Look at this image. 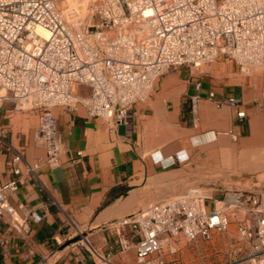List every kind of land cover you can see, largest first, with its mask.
I'll return each mask as SVG.
<instances>
[{
  "label": "built area",
  "instance_id": "2783aa9c",
  "mask_svg": "<svg viewBox=\"0 0 264 264\" xmlns=\"http://www.w3.org/2000/svg\"><path fill=\"white\" fill-rule=\"evenodd\" d=\"M56 2L0 0V102L37 113L31 140L43 150L41 158L24 162L22 146L0 127V153L10 174L0 181V221L8 228L41 217L30 208L19 215L7 196L37 167L59 163L62 138L51 106L76 111L80 105L86 115L125 123L132 104L147 97L167 68L197 67L218 54L240 72L264 67V0H92L84 16L72 8L63 13ZM36 23L48 30L46 38L33 32ZM208 97L217 107L240 105L233 95L215 97L209 90ZM198 98L189 96L191 112ZM235 115L243 117V109ZM225 132L236 140L231 129ZM37 189L43 186L37 183ZM113 225L112 248L100 249L76 228L66 240L68 251L40 264L63 256L69 264H122L113 256L130 248L125 264H264L263 184L216 197L187 187Z\"/></svg>",
  "mask_w": 264,
  "mask_h": 264
},
{
  "label": "crops",
  "instance_id": "0c3cea01",
  "mask_svg": "<svg viewBox=\"0 0 264 264\" xmlns=\"http://www.w3.org/2000/svg\"><path fill=\"white\" fill-rule=\"evenodd\" d=\"M213 60L211 68L202 72L193 71L195 66L160 72L147 97L132 104L125 123L86 115L80 105L76 111L51 106L62 138L59 163L37 167L32 177L8 194L19 215L30 208L41 217L27 218L17 229L0 221V264L52 260L67 248L66 240L76 228L100 249L112 248L113 223L141 209L150 191L187 177L188 164L204 155L200 145L218 146L228 135L226 129L236 134L239 146L264 141V67L240 72L224 55ZM195 81L200 82L198 89ZM209 90L215 97L233 95L240 105L217 107L208 97ZM193 93L199 98L191 112ZM237 108L244 111L240 119ZM37 119L34 110L19 109L8 99L0 102V127L9 130L14 145L22 146L26 163L43 156L42 148L31 140ZM9 175L0 153V181ZM82 254L88 259L85 250ZM132 256L130 248L113 257L125 264ZM57 263L69 264V260L63 256Z\"/></svg>",
  "mask_w": 264,
  "mask_h": 264
},
{
  "label": "rangeland",
  "instance_id": "374dc122",
  "mask_svg": "<svg viewBox=\"0 0 264 264\" xmlns=\"http://www.w3.org/2000/svg\"><path fill=\"white\" fill-rule=\"evenodd\" d=\"M56 1L57 6L63 13H67L72 8L80 16L87 14L92 2V0ZM213 61L200 62L196 69L194 67L191 68L193 71L202 72L210 69ZM175 67L188 68V66L184 65ZM168 70L170 68L163 70V72ZM199 151H202L204 155L195 156L188 164L189 173L187 177L179 178L172 182L171 187L163 186L156 191H150L146 203L142 207L185 190L187 187H194L201 193L211 194L216 197L224 190L230 188H245L254 184H263L264 186V141L257 144L252 142L249 146H239L235 144V141L230 140L227 135L225 139L220 140L218 146L212 144L208 146L200 145ZM233 227L234 221L233 217H231L228 228L232 230ZM67 249L65 248L56 254H63ZM55 264H58L57 261Z\"/></svg>",
  "mask_w": 264,
  "mask_h": 264
},
{
  "label": "bare ground",
  "instance_id": "6f19581e",
  "mask_svg": "<svg viewBox=\"0 0 264 264\" xmlns=\"http://www.w3.org/2000/svg\"><path fill=\"white\" fill-rule=\"evenodd\" d=\"M33 32L41 38H46L49 33L48 30L43 25L38 24V23L33 25Z\"/></svg>",
  "mask_w": 264,
  "mask_h": 264
}]
</instances>
